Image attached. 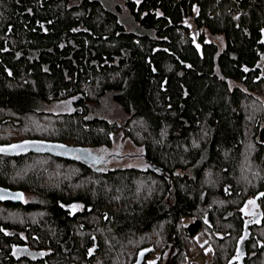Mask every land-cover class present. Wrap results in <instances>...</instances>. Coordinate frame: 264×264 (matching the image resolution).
Masks as SVG:
<instances>
[{"label": "trees", "instance_id": "1", "mask_svg": "<svg viewBox=\"0 0 264 264\" xmlns=\"http://www.w3.org/2000/svg\"><path fill=\"white\" fill-rule=\"evenodd\" d=\"M124 6L131 28L103 0H0V187L24 194L0 203V264H134L144 248L143 264L159 248L191 264L200 234L212 264H264V0ZM102 97L122 124L91 113ZM69 99L70 113L42 110ZM117 135L141 167L84 156Z\"/></svg>", "mask_w": 264, "mask_h": 264}, {"label": "rangeland", "instance_id": "2", "mask_svg": "<svg viewBox=\"0 0 264 264\" xmlns=\"http://www.w3.org/2000/svg\"><path fill=\"white\" fill-rule=\"evenodd\" d=\"M77 2L79 0H73ZM108 4H117L121 7L122 10V19L126 26L133 27L134 24L128 18V12L124 6L125 0H103ZM190 27V32L193 37L196 36V32L191 24V21L187 24ZM207 40L215 42L219 47L223 46V39L220 36H210L207 35ZM89 109L91 113L95 116L104 118L108 121L116 122L118 124H122L125 121V115L123 111L115 105L109 97H102L98 100L93 101L89 105ZM45 113L50 114H63L70 113L74 110L72 105V99L54 102L50 104H45L42 108ZM62 150H66L64 147L61 149H57V147L53 148L52 151L57 153H62ZM71 150V149H69ZM69 152V151H68ZM76 159L84 160L85 163H92V159L85 158L89 155V158L97 159V163H95L99 170H111L117 168L124 167H141L143 164L142 161V149L136 148L129 140L122 139L120 135H117L113 139V143L110 149H101L84 152V156H76ZM74 176V175H73ZM208 235L200 234L195 238V242L192 243L189 247V251L185 255V260L191 264H212V248L209 246L206 241L209 240ZM210 237V236H209ZM219 237H223V235H219ZM171 249L162 250L159 248L152 256H150L145 264H170L169 255H171Z\"/></svg>", "mask_w": 264, "mask_h": 264}, {"label": "water", "instance_id": "3", "mask_svg": "<svg viewBox=\"0 0 264 264\" xmlns=\"http://www.w3.org/2000/svg\"><path fill=\"white\" fill-rule=\"evenodd\" d=\"M24 201V194L21 191H11L9 189H5L0 187V203H11L14 205L21 204ZM64 210L68 211V208H64ZM251 225V224H250ZM250 231L248 230V224L245 222L243 225L242 234L236 245V253L237 255L245 256L246 250L245 245L250 240ZM49 255L48 252L38 251V252H29L28 256H32V261H40L44 260ZM150 255V249L144 248L140 249L137 252L136 260L134 264H143L147 256ZM20 257L15 256V260H18Z\"/></svg>", "mask_w": 264, "mask_h": 264}, {"label": "flooded vegetation", "instance_id": "4", "mask_svg": "<svg viewBox=\"0 0 264 264\" xmlns=\"http://www.w3.org/2000/svg\"><path fill=\"white\" fill-rule=\"evenodd\" d=\"M89 167H92L91 165H87ZM82 206L80 204H75V203H72L70 204V207H69V214L71 216L75 215L77 212L81 211L82 210Z\"/></svg>", "mask_w": 264, "mask_h": 264}, {"label": "snow or ice", "instance_id": "5", "mask_svg": "<svg viewBox=\"0 0 264 264\" xmlns=\"http://www.w3.org/2000/svg\"><path fill=\"white\" fill-rule=\"evenodd\" d=\"M13 147H17V146H13ZM62 147V146H61ZM261 195H264V193H262ZM249 203H252V204H254L255 203V201H249Z\"/></svg>", "mask_w": 264, "mask_h": 264}]
</instances>
